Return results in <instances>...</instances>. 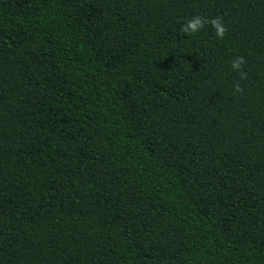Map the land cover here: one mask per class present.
Listing matches in <instances>:
<instances>
[{
	"label": "trees",
	"instance_id": "obj_1",
	"mask_svg": "<svg viewBox=\"0 0 264 264\" xmlns=\"http://www.w3.org/2000/svg\"><path fill=\"white\" fill-rule=\"evenodd\" d=\"M0 264H264V0H0Z\"/></svg>",
	"mask_w": 264,
	"mask_h": 264
},
{
	"label": "clouds",
	"instance_id": "obj_2",
	"mask_svg": "<svg viewBox=\"0 0 264 264\" xmlns=\"http://www.w3.org/2000/svg\"><path fill=\"white\" fill-rule=\"evenodd\" d=\"M205 24H210L211 27L215 30L217 38L220 39L224 37V34L227 31V28L223 25L222 19L220 17L213 18L209 21L201 16H194L191 20L186 21L185 24L182 25L181 31L188 35H193L199 30L203 29ZM244 64L245 60L243 57H235L231 61V68L234 71H238L240 73L241 80L247 79V73L241 70ZM242 91L243 89L241 88L239 83L233 85L234 94L241 93Z\"/></svg>",
	"mask_w": 264,
	"mask_h": 264
}]
</instances>
